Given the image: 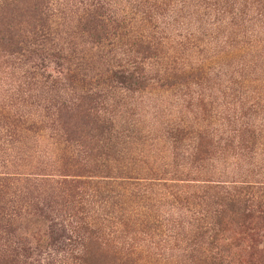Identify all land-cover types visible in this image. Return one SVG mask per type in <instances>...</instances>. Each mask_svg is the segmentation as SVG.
I'll list each match as a JSON object with an SVG mask.
<instances>
[{
  "label": "rangeland",
  "instance_id": "374dc122",
  "mask_svg": "<svg viewBox=\"0 0 264 264\" xmlns=\"http://www.w3.org/2000/svg\"><path fill=\"white\" fill-rule=\"evenodd\" d=\"M237 195L264 198V0H0V257L194 264Z\"/></svg>",
  "mask_w": 264,
  "mask_h": 264
},
{
  "label": "trees",
  "instance_id": "16d2710c",
  "mask_svg": "<svg viewBox=\"0 0 264 264\" xmlns=\"http://www.w3.org/2000/svg\"><path fill=\"white\" fill-rule=\"evenodd\" d=\"M123 78L125 83L135 81L131 75H125ZM65 114L71 116L66 111ZM82 115L89 118V114ZM79 175H81L80 172ZM84 183L88 184L79 180H70L66 184L80 187ZM219 206L208 230L204 233L206 235L204 256L206 257L194 264H253L245 250L238 248L233 241L246 239L253 232L252 230L264 224V198L263 201H256L246 195L228 196L221 200ZM0 263L14 264V259L8 255L2 256Z\"/></svg>",
  "mask_w": 264,
  "mask_h": 264
}]
</instances>
